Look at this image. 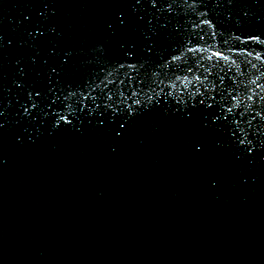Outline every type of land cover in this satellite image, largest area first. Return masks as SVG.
<instances>
[{
  "label": "water",
  "instance_id": "water-1",
  "mask_svg": "<svg viewBox=\"0 0 264 264\" xmlns=\"http://www.w3.org/2000/svg\"><path fill=\"white\" fill-rule=\"evenodd\" d=\"M162 2L171 12L157 13L147 0H0V264H264V147L237 159L231 141L201 126L197 101L185 95L203 92L195 77L207 76L209 88L237 97L228 103L238 104L245 127L264 108V0ZM152 32L157 47L147 57ZM128 45L149 60L131 81L127 67L118 69L133 62L122 52ZM65 52L69 64L50 74ZM171 55L179 59L165 65ZM109 71L119 77L109 85L117 101L119 91L159 94L150 110L122 117L119 137L118 125L86 111L56 126L65 110L51 96L42 111L22 114L28 88ZM190 110L195 117L186 120ZM194 139L203 152L192 151ZM261 140L257 133V147Z\"/></svg>",
  "mask_w": 264,
  "mask_h": 264
},
{
  "label": "snow or ice",
  "instance_id": "snow-or-ice-1",
  "mask_svg": "<svg viewBox=\"0 0 264 264\" xmlns=\"http://www.w3.org/2000/svg\"><path fill=\"white\" fill-rule=\"evenodd\" d=\"M137 4H140V0H136ZM159 5H166V8H159ZM147 5L151 8H155L157 13L160 11H168L171 12L173 4L172 3H164L162 0H147ZM122 13L117 14V20L119 21V27L123 28L126 26V18L121 19ZM201 23H211L207 20H202ZM111 28L112 25H109ZM166 24H161L160 29H166ZM39 35H43V32H39ZM157 36L156 32H152L149 36H146L147 43L144 45L143 53L147 54V57H150L151 54L156 49V40L154 37ZM252 39H258L256 36H252ZM203 40V37H200ZM188 52H197L198 48L187 47ZM122 52L125 56L131 57V63L127 61L125 63L118 64V69H122L127 67L129 72H125L124 75L128 80H132L133 76L129 73H135L136 77L139 78L141 75V69H144L145 66L149 63L147 57L138 56L135 50L134 45L122 46ZM213 56H222L221 52L212 53ZM70 53L65 52L64 58L60 60V64L57 66H50L49 72L50 74H55L57 76L60 75L61 72L64 71V68L61 66H67L70 62ZM211 56L208 57L211 60ZM164 61V57L160 58ZM179 57L176 55H171V61H164L165 65H170L172 61L178 60ZM227 59V57H224ZM143 60V62H141ZM139 65V67L137 66ZM161 67L160 64H155L154 69L152 70V75L158 76V71ZM117 69V70H118ZM104 69L101 68V72ZM188 72H192V69L189 68ZM148 72H144V76H147ZM211 75V73H209ZM100 79L99 74L94 77L91 82L83 81V83H78L72 80H63L60 82V85H64L63 87L58 88L57 85H52L45 89L36 88H28L25 90L26 98L25 102L20 105L22 114L25 116H30L33 111L40 110V104L42 102H48L49 97H54L51 99V104L55 105L59 102L61 108L65 111L56 113L55 125L60 126L61 122H63V126H68L72 124V120L69 119L70 115H74L76 113L83 114L85 111L89 117L93 116L96 113L98 116H104V119L99 120V123L103 125L105 122L115 123L118 125L117 128H114L113 131L117 137L121 136L125 131V123L127 120L122 117L127 116L128 119H131L135 114H137L140 110H150L153 107V104H159V100L156 99L158 93H153L152 96H147L145 94L144 98L141 99L140 95L143 91L140 92L136 90L131 91V96H126L124 91H119L120 99L117 101L114 99L116 92H114L111 88H109L110 84L115 83V79H119L118 76L113 78V72L109 71L104 79H100V83L97 84L96 80ZM176 80L179 81L180 77L177 76ZM195 80L198 84H200L204 91L200 92L199 88L195 92H187L185 91V95L197 101L193 103L192 110L199 109L201 113L200 124L204 128L212 129L215 132H218L222 137L231 141L235 146V156L237 159H240L242 156L248 155L253 152L254 148L264 147V140L259 142V146L257 147V143L255 142L257 139V133H259L260 137H264V127L261 124H264V108H261L260 111H257L255 115L251 117L247 121V127L244 126L243 114L240 117H237L234 113V108L238 107L237 105L229 106V99L232 101H236L237 97L232 95L230 92L228 96H224V92L226 89H220L218 85L215 83L212 84L211 88L207 83L208 77H205V81L201 82L200 77L196 76ZM107 81V82H106ZM139 83H143V80H139ZM162 82V81H161ZM183 87L187 90L188 85L192 83V81L185 80L182 81ZM123 84V81H121ZM224 84L223 78L220 79V85ZM18 88L22 87V83H17ZM173 87H175V82H173ZM195 87V85H194ZM219 89V91H218ZM98 90V91H97ZM59 92V95H57ZM163 92V89H161ZM66 93V94H65ZM217 94L220 95L221 99L218 101L216 99ZM170 93L165 94V98ZM63 97V99H61ZM35 98V99H34ZM198 98V99H197ZM249 100L252 99L251 96L248 97ZM131 101L129 104L128 101ZM39 101V102H37ZM181 101H178L180 103ZM115 105V106H114ZM119 105H124L125 107H120ZM137 107H133V106ZM251 107V105H249ZM109 110H111V119H108ZM3 113L0 112V115ZM117 114L121 117V119H117ZM47 115V113H45ZM194 111H189L186 120L193 119ZM231 117V119H229ZM257 117L260 118V122L257 124H253V121L257 120ZM259 125V126H257ZM2 126V125H0ZM78 130V129H77ZM251 135V138H250ZM191 149L194 153L203 152L205 149L204 143L199 139H194L191 144Z\"/></svg>",
  "mask_w": 264,
  "mask_h": 264
}]
</instances>
